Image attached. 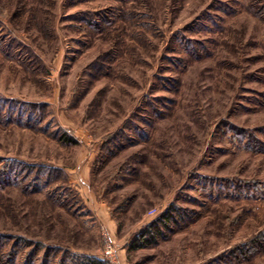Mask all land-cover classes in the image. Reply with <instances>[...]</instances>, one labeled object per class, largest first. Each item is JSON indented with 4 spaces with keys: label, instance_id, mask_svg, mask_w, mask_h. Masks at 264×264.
<instances>
[{
    "label": "rangeland",
    "instance_id": "rangeland-1",
    "mask_svg": "<svg viewBox=\"0 0 264 264\" xmlns=\"http://www.w3.org/2000/svg\"><path fill=\"white\" fill-rule=\"evenodd\" d=\"M0 264H264V0H0Z\"/></svg>",
    "mask_w": 264,
    "mask_h": 264
},
{
    "label": "built area",
    "instance_id": "built-area-1",
    "mask_svg": "<svg viewBox=\"0 0 264 264\" xmlns=\"http://www.w3.org/2000/svg\"><path fill=\"white\" fill-rule=\"evenodd\" d=\"M152 214L154 215L155 214V211L152 212ZM108 255L110 254V251H107Z\"/></svg>",
    "mask_w": 264,
    "mask_h": 264
},
{
    "label": "trees",
    "instance_id": "trees-1",
    "mask_svg": "<svg viewBox=\"0 0 264 264\" xmlns=\"http://www.w3.org/2000/svg\"><path fill=\"white\" fill-rule=\"evenodd\" d=\"M146 235H144V238H145Z\"/></svg>",
    "mask_w": 264,
    "mask_h": 264
}]
</instances>
